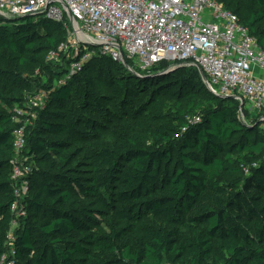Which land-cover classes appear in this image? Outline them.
Returning a JSON list of instances; mask_svg holds the SVG:
<instances>
[{
  "label": "trees",
  "instance_id": "trees-1",
  "mask_svg": "<svg viewBox=\"0 0 264 264\" xmlns=\"http://www.w3.org/2000/svg\"><path fill=\"white\" fill-rule=\"evenodd\" d=\"M221 2L264 50V0ZM16 22L0 24V258L11 250L9 264H264L259 126L241 123L238 103L210 94L194 68L157 75L162 63L140 77L105 56L93 59L118 75L83 65L67 79L71 57L45 88L25 130L27 218L9 243L14 109L39 88L44 56L67 40L65 22Z\"/></svg>",
  "mask_w": 264,
  "mask_h": 264
},
{
  "label": "built area",
  "instance_id": "built-area-1",
  "mask_svg": "<svg viewBox=\"0 0 264 264\" xmlns=\"http://www.w3.org/2000/svg\"><path fill=\"white\" fill-rule=\"evenodd\" d=\"M24 17L66 23L69 40L48 54L54 57L68 44L80 48L72 55L67 79L95 56L121 65L131 61L143 71L162 63L194 68L210 94L238 103V115L245 110L262 114L258 123L264 128V50L221 0H0V24ZM89 48L95 51L90 53ZM36 100L33 97L28 107L37 109ZM25 142V127L18 125L12 141L16 201L10 207L11 228L16 226L14 210L27 198L33 173L22 155ZM7 256L0 258V264H9Z\"/></svg>",
  "mask_w": 264,
  "mask_h": 264
},
{
  "label": "rangeland",
  "instance_id": "rangeland-1",
  "mask_svg": "<svg viewBox=\"0 0 264 264\" xmlns=\"http://www.w3.org/2000/svg\"><path fill=\"white\" fill-rule=\"evenodd\" d=\"M243 8H244V5H243ZM31 20L33 22H35L34 19H31ZM21 21L22 20H19L18 22H21ZM18 22H16V23H18ZM259 27L264 29V21L260 24ZM68 40H69V38L67 37V41ZM78 51H80V48L76 49V47L72 46L71 44H68L63 49L58 51L54 57H51L49 54H46L44 56V65L45 66L36 69L35 73H34V77L38 78V80H39V82H38L39 88L35 90V92H34L35 95L30 97L28 100V102H29L32 100L33 97H37L36 101L39 104V107L37 108V110L31 109L27 105L28 102L26 104H24L23 106L16 107L14 109V111H15L14 114L16 116V122H14L15 127L20 125V126L25 127V130H26V128L28 129V128L32 127V125L34 124V122L36 120V114L39 112L40 108L43 107L44 100L46 97L45 88H47L50 85H53V86L56 85L58 77L62 76L64 74V72L66 71L65 69H66V65L69 64V59L72 57V55H74ZM94 51H95V48H89L90 53H93ZM88 65L92 66L95 69H101L103 67H105V68L107 67L110 70V72L112 73V75H118L120 73L118 71V67H115L113 69V67H109L108 64H107V66H105V65L101 64L100 62H97V60L94 61V59L92 57H91V59L87 60L84 63V66H88ZM69 67H68V69H69ZM57 72L60 73L59 76H57V74H56ZM179 75H180V73H176L175 77H178ZM97 83L101 86L100 80H97ZM101 90H102V88H101ZM257 116H258L257 112L245 110V111H242V113L238 115V119L241 123H243L244 121L245 122L249 121L250 123H254L253 127H255V125H257V122L255 123L256 120H254V119ZM258 126H259V131H262L264 133V128H263L262 124L257 125V127ZM79 161H82V163H84L83 160H79ZM75 164H77V162H75ZM34 166H35V169L37 171L43 170L46 168L45 164H43V163H36ZM26 199L27 198H25V200H23V201H20V203L17 205L16 209L14 210V213L17 217V223H16V226L11 228V231L9 233L10 235H8V239H9L8 242L9 243L12 242V240L14 238L15 231L22 224V220L27 218V211H26V206H25ZM12 257H13L12 251L9 250V255L6 257V260L12 259ZM3 264H6V263H4V261H3Z\"/></svg>",
  "mask_w": 264,
  "mask_h": 264
},
{
  "label": "water",
  "instance_id": "water-1",
  "mask_svg": "<svg viewBox=\"0 0 264 264\" xmlns=\"http://www.w3.org/2000/svg\"><path fill=\"white\" fill-rule=\"evenodd\" d=\"M29 17H24L23 19H27ZM23 19H18V20H23ZM91 47L94 45H90ZM124 69L127 71V73L131 74V75H135V76H140V77H146L151 75V73L149 72L150 70H140L136 67H130L129 65H127L126 63L123 64ZM182 67H167L161 71H159V73H157V75H164V74H170V73H175L177 70L181 69ZM225 100L227 99H231V98H224ZM262 122L257 123V125L261 124Z\"/></svg>",
  "mask_w": 264,
  "mask_h": 264
}]
</instances>
